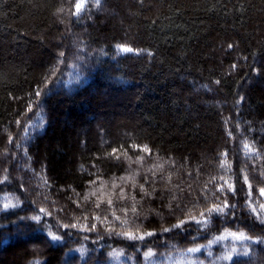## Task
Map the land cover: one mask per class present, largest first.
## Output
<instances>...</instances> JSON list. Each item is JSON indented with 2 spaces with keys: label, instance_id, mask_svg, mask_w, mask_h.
I'll list each match as a JSON object with an SVG mask.
<instances>
[{
  "label": "trees",
  "instance_id": "obj_1",
  "mask_svg": "<svg viewBox=\"0 0 264 264\" xmlns=\"http://www.w3.org/2000/svg\"><path fill=\"white\" fill-rule=\"evenodd\" d=\"M77 2L0 0V264H264V0Z\"/></svg>",
  "mask_w": 264,
  "mask_h": 264
},
{
  "label": "snow or ice",
  "instance_id": "obj_2",
  "mask_svg": "<svg viewBox=\"0 0 264 264\" xmlns=\"http://www.w3.org/2000/svg\"><path fill=\"white\" fill-rule=\"evenodd\" d=\"M95 3L97 4V6H99L100 4H102V0H95ZM83 6H84L83 5V0H78V2L75 4L76 14H78L80 12V10L83 8ZM117 47H118V49L121 52H126V53H130V52H134V51H142V50H134L133 48H131L129 46H126V45H117ZM229 47H232V46L229 45ZM61 55H63V53H61ZM233 67H235V66L233 65ZM36 94L39 95L40 93L37 92ZM229 134L231 135V133H229ZM244 149H245V154L246 155L248 153H252V152L255 151L254 148L252 146H250L249 144H247V143L244 144ZM143 151H145V152L149 151V149L147 148L146 145L144 146ZM115 152H116V150L113 149V153H115ZM225 155H226V153H225ZM117 159H119V157H117ZM221 167H228V168H230L231 165H229V164H227L225 162V163L221 164ZM247 182H248V178H247V176H245V183H247ZM225 185L227 186V190L228 191H230L233 194H235V189H234V187L230 183H228L227 181H225ZM251 188H252V186L249 185V193H248L249 198H251ZM217 191L218 192H224L225 191V187L224 186H221L220 188L217 189ZM260 193H261V195H264V188H261L260 189ZM109 203H111V202L109 201ZM248 206L251 207V204H249ZM4 207L7 208L8 205L6 204ZM262 207H264V206H262ZM235 208H236V205L235 204H228L227 202H225L223 204V206L213 205L212 207L206 209L204 212H201L199 219H197L194 216L193 217H190L189 219L194 220L197 223V225H199L200 227L206 229L209 225H211L212 220H213L214 217H224V218H227L228 212L230 210H234ZM40 211L42 213L45 212L44 209H40ZM252 211L253 212H256V209L253 208ZM133 212H135V208H133ZM257 218L259 219L260 216L258 215ZM31 219L39 222L40 221V216L39 215H36V216L31 217ZM97 219H99V218H97ZM117 219H119V217H117ZM262 222H264V221H262ZM186 223H188L187 220H181L177 224L173 225V227L174 228H180V227H182ZM65 227H67V226H65ZM72 227H75V225H73ZM94 228H95V225H93V229ZM163 231L164 232H167V231H169V229H163ZM226 232H227V230H226ZM49 235L51 236V240L52 241H58L60 239L59 236L53 235L51 233ZM118 235H122L126 239H129V240H143L145 236H152V235H154V233L153 232H146V233L137 235V234H134L132 232H124V233H118ZM227 236H232L234 239H247V237L245 236V234L242 233V232L241 233L227 232V235H223L222 234L221 236L214 238V240L209 241V245L217 242L218 240L226 239ZM200 247H203V246H198V247H195V248H190L187 251H189V252H198L200 250ZM81 251H83V250H81ZM109 255H112V254L110 253ZM145 255L146 256H150L151 253L149 252V253H146ZM230 258H231L230 255L223 257V259H230ZM37 264H38V262H37Z\"/></svg>",
  "mask_w": 264,
  "mask_h": 264
},
{
  "label": "rangeland",
  "instance_id": "obj_3",
  "mask_svg": "<svg viewBox=\"0 0 264 264\" xmlns=\"http://www.w3.org/2000/svg\"><path fill=\"white\" fill-rule=\"evenodd\" d=\"M140 171V170H139ZM139 171H137V172H139ZM126 175H122V176H120V178L123 180V181H127L128 179H129V176H126ZM111 182V184H112V186L111 187H114V186H116V187H118L119 185H121V183H123V182H116V181H110ZM107 184V183H106ZM21 235H28V233H26V234H23V233H20ZM6 254H7V252H0V260H4V258L6 257Z\"/></svg>",
  "mask_w": 264,
  "mask_h": 264
}]
</instances>
